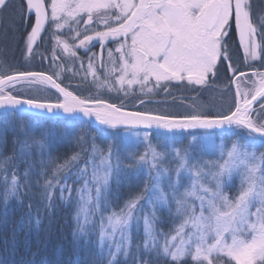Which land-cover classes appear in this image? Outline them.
I'll list each match as a JSON object with an SVG mask.
<instances>
[{"label": "snow or ice", "instance_id": "1", "mask_svg": "<svg viewBox=\"0 0 264 264\" xmlns=\"http://www.w3.org/2000/svg\"><path fill=\"white\" fill-rule=\"evenodd\" d=\"M10 4L12 14L16 13L14 0H0V13ZM101 9L108 10V15L97 20ZM18 14L25 23L35 16L25 38L29 54L47 30L46 22L62 29L69 19L75 20L77 27L83 20V31L70 37L78 40V45L70 46L61 42L60 36H53L56 45L62 43L63 50L73 57L74 47L87 49L94 46L90 42H99L104 49L106 42L119 41L114 50L118 59L108 50L112 67L105 69V75L115 76L121 90L125 83L140 85L144 96L171 81L204 84L218 60L229 59L223 39L232 21L246 58L264 60V45L256 41L257 34L264 36L259 33L264 29V11L254 17L251 0H21ZM81 14L88 18L84 20ZM93 23L104 30L92 29ZM87 31L92 34L83 35ZM56 58L54 46L53 60ZM95 59L96 53H92L88 64L94 82L99 79L93 67ZM100 61L105 68L102 54ZM229 71L236 88L234 108L215 114L193 109L183 115L128 112L123 105L117 107L101 99L81 100L51 75L0 72V108L5 112L38 111L50 114V120L65 121L60 131L53 124L22 123L23 138L13 140V153L5 156L0 149V202L4 205L0 224L8 223L10 199L23 204V197L28 196L27 221L22 219L13 231L39 232L44 215L54 214L58 200L74 208L75 264H86L79 258L82 249L91 250L92 264H264V120L260 118L264 104L255 118L251 116L253 102L264 100V72L254 71L257 79L248 81V74L238 67L229 64ZM153 81L154 86L149 87ZM37 83L50 84L60 96L21 95L24 89L17 87ZM243 83H251L253 88L244 89ZM105 86L113 90L107 80L97 84L98 89ZM146 102L150 101H139L141 105ZM58 110L72 115L61 116ZM78 112L94 116L113 131L97 127L90 148H84L87 133L76 136L71 131ZM153 129L156 145L151 139ZM177 130L202 131L203 135H192L186 145L178 146L174 138ZM233 135L237 138L229 146L224 137ZM68 137L75 138L81 151L58 162L60 157L54 152ZM141 144L146 147L137 155L135 150ZM84 155L87 159L80 165ZM206 155L218 159H204ZM125 159L131 163L124 164ZM20 163L26 165L22 174L18 172ZM141 176L143 190L130 196L118 211H109L113 180L119 185L121 177H135L139 182ZM33 199L38 201L35 215ZM163 211L167 218L158 215ZM166 223L170 224L167 232L157 227Z\"/></svg>", "mask_w": 264, "mask_h": 264}, {"label": "trees", "instance_id": "2", "mask_svg": "<svg viewBox=\"0 0 264 264\" xmlns=\"http://www.w3.org/2000/svg\"><path fill=\"white\" fill-rule=\"evenodd\" d=\"M14 3L16 6V13L12 14L11 4L8 9L0 13V16L3 17L2 21H0V72L6 71V74L9 75L17 72H43L53 76V79H55L61 87H64L67 91L82 100H88L90 98L101 99L115 104L117 107L123 105V109L132 111L158 110V114L183 115L184 113L176 112L177 110H173L170 107L174 105V101H191L201 97L206 101H215L222 104L223 109L229 108L228 103L230 101L233 103L235 102L234 86L231 84L232 73L227 67V63L232 66L233 61L230 59L229 62H227L228 60H224L220 65L221 72H219L216 77L212 76V78L209 76L208 79L212 81L208 80L207 86L200 89H196L197 86L194 84L177 82L162 84L158 89L154 88V92L148 96L141 95V86L138 84H133L129 87L127 83H125L121 90V86L116 83L115 76L106 77L105 75V69H110L112 67V64L108 61V50L112 49L114 51L119 41L116 43L106 42L107 46L104 49H101L99 42L91 44L94 46H89L85 50L83 48L74 47L73 50L76 52L75 57L64 52L62 43L61 45H56L53 39L54 35L60 36L61 42L66 41L70 46L78 45L79 41L73 40L70 37L75 36L77 32L83 31V20L79 21L78 27L76 21L68 20V23L65 24L62 29H54V25L47 23V30L43 31L41 38H38L37 45L34 49V51L36 50L34 53L35 55L29 56L27 55L25 38L31 30L35 17L32 15L31 20L25 23L24 20L19 18L18 14L21 0H14ZM99 13L101 12L99 11ZM99 18L100 17L97 16V20H99ZM61 23H63V21H61ZM91 28L96 31H103V28L98 27L97 23H93ZM91 34V31L83 32V35ZM83 35L80 36V39H83ZM225 39V41H227V45L225 46L230 50V54L237 57L239 60H243V62H240L242 66L240 65L239 71L247 73V78L257 79L252 73L254 71H260L263 63H261V61H248L233 23L231 24V31ZM54 46L55 55L57 57L55 61L53 60ZM92 53H96L93 67L99 77L95 82L88 67L89 56ZM101 54L105 61V68H101ZM114 55L116 57L119 56L115 51ZM118 65L119 64H116L115 67L118 68ZM117 75H119V73H117ZM106 80L112 86V91H109L107 86L98 89L97 84H101ZM148 86L153 87L154 85ZM203 88L206 89L205 94L201 92ZM50 90L57 95L54 89ZM29 93V90H24L21 92V95H32ZM125 93H127V95H125ZM141 100H155L160 102V105L150 104V102L141 105L139 103ZM261 104H264V100H261L254 107L255 111L251 113L253 118L259 113ZM213 110L214 109H212V111ZM260 118L264 120V116ZM22 123L26 125H35L36 123L37 126L41 124H53L57 131H60L63 129L65 121L62 119L50 120L48 116L31 115L27 113H0V141H6L0 144V149H2L5 156L13 153V140L18 137L21 139L23 138L20 133V125ZM97 127L105 128L109 132L113 131L112 129H108L107 126L91 123L80 118L71 121V131L75 133L76 136L87 133L88 143L83 145L84 148H90L91 137L96 134ZM123 131L124 129L120 128V132ZM141 131L143 132L146 130L141 129ZM155 132L156 131H151L152 134ZM198 132L199 131L179 132L175 133V136ZM224 138L236 139L237 137L233 135L225 136ZM96 143L101 144V141L97 140ZM101 146L106 147V142ZM81 147V145L76 143L74 137H68L65 142L58 145L54 155L60 157V161L58 162H63V160L71 157L73 154L80 152ZM135 151L137 155H139L142 153L143 148L139 147ZM86 159L87 155H84L80 161V165H83ZM125 160L123 163L126 165L129 164L125 162ZM25 167V164L20 163L18 172L22 174ZM8 174L10 177L11 169H9ZM33 179H35V177H33ZM140 180L143 179L140 178ZM69 183H72V181L70 180ZM126 184L127 187H123L121 190L122 194L120 193L125 196H120L119 200L111 198L112 203L110 209L112 208V210L115 209L118 211L120 207L117 205L122 203L123 200L129 199V196L138 194V185L136 183L127 182ZM77 186L78 185H74V187ZM113 188L114 185L112 186V191ZM33 191L37 192L38 189H33ZM58 195L59 193L57 191V196ZM23 200L24 203L20 204L15 198L10 199L7 206L8 223L6 225L0 224V262H3V264H75L77 253L72 238V214L74 208L65 207L57 200V207L54 214L51 217L44 215L39 232L35 230L29 232L27 229L14 232L13 229L16 228L17 224L22 219L27 221V204L29 203V197L24 196ZM32 203V213L35 215L38 201L33 199ZM3 211L4 205L0 202V212ZM41 211H43L42 206ZM161 216L164 217L163 214ZM157 227H163L164 231L167 232L170 225L166 223L164 225H157ZM79 258L81 261L86 262V264H92L93 256L91 254L86 255L83 249L79 252Z\"/></svg>", "mask_w": 264, "mask_h": 264}, {"label": "rangeland", "instance_id": "3", "mask_svg": "<svg viewBox=\"0 0 264 264\" xmlns=\"http://www.w3.org/2000/svg\"><path fill=\"white\" fill-rule=\"evenodd\" d=\"M49 2H50V0H48ZM251 3H252V6H253V14H254V17H257L258 16V14L260 13V12H262V11H264V0H251ZM100 12L101 13H99L98 15L97 14H94V15H97L98 17H103V16H105V15H108V10H105V9H101L100 10ZM112 14H114V12L112 13ZM49 15H50V12H49ZM81 15H83V18H84V20H86L88 17H87V15L86 14H81ZM69 20H71V21H75V20H73V19H69ZM234 24V26H235V23H234V21H232L231 23H230V25H229V27L227 28V30H226V36L229 34V29L231 28V24ZM257 27L259 28V26H258V20H257ZM104 30V29H103ZM259 33H264V29H259ZM237 34H238V32H237ZM226 36H225V38H226ZM238 36H239V34H238ZM223 39V44H224V46L225 45H227V41H225L226 39ZM109 39H111V38H109ZM240 39V38H239ZM256 41H257V43L259 44V45H264V36H262V35H260V34H257V36H256ZM37 42H38V40H37ZM93 43H95V42H90V44H93ZM37 45V43L34 45V49H35V46ZM61 45V44H60ZM226 47V46H225ZM84 49V48H83ZM227 49V48H226ZM85 50V49H84ZM260 51V49L258 48V52ZM36 52V50L35 51H33V53H31V54H29L28 53V51H27V55H29V56H32V55H35L34 53ZM65 52V51H64ZM67 53V52H66ZM117 55H119V53H116ZM227 55H228V57H229V59L230 60H232L233 61V63H232V67L233 68H236V67H241L242 65L240 64V62H243V60H239L237 57H235V56H232L231 54H230V50L229 49H227ZM119 57V56H118ZM118 57H116L117 59H118ZM229 59H227V60H225V59H223L222 57L218 60V65H217V68L214 70V73H209L208 74V76H207V79H206V82L204 83V84H200V85H197V84H195L194 82L192 83V84H194V85H196L197 86V88L196 89H200V88H202V87H204V86H207V82H208V80H210V81H212L211 79H208L209 78V76L210 77H216L217 75H218V73L219 72H221V67H220V65H221V63L225 60V61H227V62H229ZM247 59H248V61L249 60H253V61H256V62H259V61H261V63H263V66H262V69H260V71H262V72H264V60H261V59H259V58H257V59H253V58H251V56L249 55L248 57H247ZM227 67H228V69H229V64L227 63ZM241 65V66H240ZM118 67H119V65H118ZM212 77V78H213ZM128 79H131V77L129 76L128 77ZM252 78H247V80L248 81H254V80H256L255 78H253L252 80H251ZM177 82H181V81H171V82H168V83H177ZM183 82H187L188 83V81L187 80H184ZM155 84V81H153L152 82V84H150V85H154ZM234 86V89H236L235 88V85H233ZM17 87H22L25 91H28L29 90V94H32V95H36V94H38V95H41V96H50V97H52L53 99H55L57 96H59L58 94L56 95V94H54L50 89H52L48 84L47 85H45V84H40V83H37V84H35L33 87H29V85L28 84H23V85H20V84H18L17 85ZM241 87L242 88H244V89H250V88H253V85L251 84V83H243L242 85H241ZM201 92H202V94H205L206 93V89H201ZM234 93H235V91H234ZM208 98V97H207ZM250 98V97H249ZM147 101H149V100H147ZM160 102H158V101H150V104H159ZM174 103V105L173 106H170L173 110H177L176 112H182V113H189V112H191V111H193V109H195V110H198V111H207V112H211V113H213V114H215V113H218V112H224V113H227V111L229 110V109H231V108H234L235 107V102L233 103L232 101H230L229 103H228V106H229V108H227V109H223V107H222V104H219L218 102H215V101H206V100H204V99H202L201 97H198V99H196V100H191V101H183V102H180V101H178V102H176V101H174L173 102ZM160 105V104H159ZM156 106V105H155ZM156 107H158V106H156ZM212 109H214L213 111H212ZM149 111H153V112H155V113H157L158 112V110H149ZM35 125H36V123H35ZM124 132V131H123ZM123 132H121V133H123ZM192 135H196V136H202L203 135V132L202 131H199L198 133H193V134H182V135H177V136H175L174 138L175 139H177L178 140V146H183V145H186L187 144V141H188V139H190L191 138V136ZM151 139H152V143H153V145H156L157 143H158V141H157V138H156V135H155V133H153L152 135H151ZM227 142H228V145L230 146L231 145V141L232 140H235V139H226V138H224ZM216 143H219V138H217V140H216ZM140 147H142L143 148V151H144V149H145V147H146V145H144V144H141L140 145ZM158 150H161V149H159L158 148ZM143 151H142V153H143ZM204 159H218V156L217 155H206L205 157H204ZM125 162H128V163H131L130 161H126L125 160ZM141 179H143V180H139V182H137V180L135 179V177H129V178H127V179H125V178H123V177H121V183L119 184V185H117V183L115 182V180H113V182H112V184H111V188H112V186L114 185V188H113V191H112V196H111V198H114L115 200H119V198H120V196H125V195H121L122 193H121V190H122V188L123 187H127V182H133V183H136L137 185H138V188H137V191H138V194L143 190V187H144V183H143V181H144V178L143 177H141ZM235 183H238V181H236ZM225 191H231V192H233V193H235V191H236V189L235 188H233V189H231V190H229V189H225ZM121 193V194H120ZM132 196V195H131ZM130 197V196H129ZM126 198V197H125ZM126 200H123L122 201V203H120L119 205H117L118 207H121L123 204H124V202H125ZM109 211H112V208L110 209L109 208ZM163 214V216L165 217V218H167L168 217V213H167V211H163V212H159L158 213V215H162ZM97 220H98V218H97ZM168 225H170V224H168ZM141 230H142V222H141ZM83 252L86 254V255H89V254H91L92 255V253H91V250H88V251H86V250H83Z\"/></svg>", "mask_w": 264, "mask_h": 264}, {"label": "water", "instance_id": "4", "mask_svg": "<svg viewBox=\"0 0 264 264\" xmlns=\"http://www.w3.org/2000/svg\"><path fill=\"white\" fill-rule=\"evenodd\" d=\"M47 23V22H46ZM42 73V72H41ZM45 75H47V74H45ZM55 89V88H54ZM56 90V92L59 94V96H60V93L58 92V90L57 89H55ZM235 92H236V89H235ZM62 98V97H61ZM251 98V97H250ZM261 101V99H259L258 98V100L256 101V102H253V108L259 103ZM106 103H108V102H106ZM108 104H110V103H108ZM124 111H128V112H135V111H132V110H126V109H123ZM58 111H60V113H61V116H69V115H72V114H65V113H63V110H58ZM2 112H5L4 111V109L3 108H0V113H2ZM27 113V112H26ZM27 114H31V115H39V116H49L50 114H46V115H41V114H39L38 113V111L37 112H35V113H27ZM76 116H77V118H80V119H83V120H86V121H88V122H91V123H95V124H99V121H96L95 120V117L93 116V117H85V116H83V113H76L75 114ZM100 125V124H99ZM103 126H106V125H103ZM108 127V126H107ZM122 128V127H121ZM141 129H143V128H141ZM143 130H147V129H143ZM151 131H156L155 129H153V130H151ZM160 131H166V130H160ZM189 131H196V130H188L187 132H189ZM180 131L179 130H177L175 133H179Z\"/></svg>", "mask_w": 264, "mask_h": 264}, {"label": "flooded vegetation", "instance_id": "5", "mask_svg": "<svg viewBox=\"0 0 264 264\" xmlns=\"http://www.w3.org/2000/svg\"><path fill=\"white\" fill-rule=\"evenodd\" d=\"M231 31V28L229 29V32ZM95 43H97V42H95ZM94 44V43H93Z\"/></svg>", "mask_w": 264, "mask_h": 264}, {"label": "bare ground", "instance_id": "6", "mask_svg": "<svg viewBox=\"0 0 264 264\" xmlns=\"http://www.w3.org/2000/svg\"><path fill=\"white\" fill-rule=\"evenodd\" d=\"M50 85V84H49Z\"/></svg>", "mask_w": 264, "mask_h": 264}]
</instances>
